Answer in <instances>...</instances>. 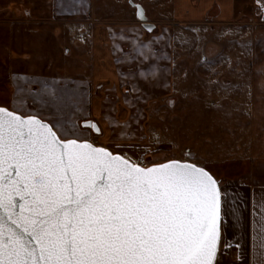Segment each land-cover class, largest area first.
Masks as SVG:
<instances>
[{"label":"rangeland","instance_id":"obj_1","mask_svg":"<svg viewBox=\"0 0 264 264\" xmlns=\"http://www.w3.org/2000/svg\"><path fill=\"white\" fill-rule=\"evenodd\" d=\"M67 1L58 0L57 6L62 2L60 12L76 14L81 11L79 3L92 4L95 19L101 20L95 34L90 23L52 19L51 3L53 6L56 0H0V77L4 78L0 83V103L10 106L11 79L16 72L27 71L26 76L31 79L36 76L46 81L47 90L33 93L35 106L26 107L36 115L48 113L57 118L48 121L61 138L88 137L93 143L145 166L169 159L190 161L205 167L215 177L217 174L220 191L226 174L231 179L249 172V160L264 150V22L171 24V20L183 18L174 11L178 6L180 13V1L133 0L143 4L151 20H159L158 27L150 32L149 42L145 38L140 40L141 45L149 43L150 63L163 68L162 64H171L163 60L164 56L175 54L172 67H168L170 71L167 69L162 78L163 87L171 85L174 91L169 100L168 90L163 89L167 92L163 99L148 101L147 120L139 126L146 135L144 140L119 143L107 139V133L97 136L84 129L81 121L75 127L72 120L97 103L86 100L85 94L86 83H94L95 52L97 62L102 59L106 71L102 75L95 72L97 95L106 94V88L111 85L114 89L116 84L122 97L130 93L126 80L135 71L129 69L127 59L116 61L115 66L111 59L116 60L113 50L129 41L132 27L121 21L135 16L131 0H71L70 4ZM28 7L37 16L34 22L26 20L25 16L31 14L24 11ZM21 17L24 18L19 22ZM170 35L172 44H168ZM123 51L122 47L117 58H121ZM81 84L84 86L80 87ZM72 87L84 94L78 101L66 96L73 92ZM137 96L131 95L133 104ZM135 108L129 116L132 119L138 107ZM23 111L27 112L24 108L18 112ZM222 243L220 234L217 255Z\"/></svg>","mask_w":264,"mask_h":264},{"label":"snow or ice","instance_id":"obj_2","mask_svg":"<svg viewBox=\"0 0 264 264\" xmlns=\"http://www.w3.org/2000/svg\"><path fill=\"white\" fill-rule=\"evenodd\" d=\"M220 220L204 168H144L0 108V264H215Z\"/></svg>","mask_w":264,"mask_h":264},{"label":"crops","instance_id":"obj_3","mask_svg":"<svg viewBox=\"0 0 264 264\" xmlns=\"http://www.w3.org/2000/svg\"><path fill=\"white\" fill-rule=\"evenodd\" d=\"M179 1L181 2L180 13H178V6L174 11L176 15L183 16V18L181 20H171V24L181 22L189 24L199 23L202 25L212 23L214 25L225 23L253 25L254 23L264 22V0H176L177 3ZM57 2L58 0L53 4L54 8L51 3L52 19H76L78 23H90L94 34L96 33L99 27L97 22L101 20L95 19L94 15L96 13L93 11L92 4L89 1L81 2V5L79 3L78 6H81V11L76 14L60 12L62 2L60 6H57ZM187 2L190 3L189 6H186ZM70 3L72 1L68 0L67 4ZM24 11L31 13L30 15L26 14V20L29 22L37 20L36 14L32 13V7L24 8ZM22 18L24 17H21L19 22ZM152 20L157 24L159 22L158 19L152 18ZM121 22L129 24L132 27V32L128 35L129 41L121 43L124 48L121 58H117V56L121 52L122 47L119 45L117 50H113L112 55L116 60L111 59V63L115 66L117 65L116 61L121 62L127 59L129 69L135 71L134 73L130 72L129 79L127 78L126 80L129 83L128 90L130 93L122 97L117 90L118 84H116L114 89H111V85H109L106 88V94L97 95V92H95V80L97 79L95 72L98 71L102 75L106 71L101 64L102 59L97 62L95 52L93 56L94 83H86L85 94L86 100L91 99L97 103L93 105V108L90 107L87 111H81L80 116L74 117L72 122L77 127L78 121H83L86 118L92 119L100 127V134H96L97 136L107 133V139L119 143H130L138 140L142 141L146 138V135L142 133L143 129H140L139 126L143 121L147 120L145 116L148 115V101L153 102L156 98L163 99L165 93H167L163 92V89L168 90L169 95L173 94L171 93L174 91L173 86L163 87L162 78L165 72H168V67H172L171 64H173L175 54L170 53L168 57L164 56L165 59L163 60L169 61L171 64H162L163 68H160L159 65H152L149 58V43L141 45L140 42L144 38L146 42H149L150 33L143 27L142 23L137 21L135 16H129ZM93 36L95 37L96 35ZM172 39L173 36L170 35V43L168 44L173 43ZM100 47L102 48V46ZM108 56V53H106V59ZM26 73L28 72L22 71L14 74L15 76L11 79L13 97L9 101L10 106L5 103H0V105L10 107L16 111L24 108L27 111H23L24 114H35L32 109L26 107L28 106L27 103L31 101L34 104L33 98H31L32 94L46 92L47 84L42 78L35 76L31 79V77L26 76ZM170 73L172 74V70ZM138 74L140 77L137 76ZM133 79H138V81H131ZM1 80H4V78L0 77V83ZM83 86V84L80 85V87ZM72 91V93L66 95L72 100L78 101L84 95H80L81 91L79 89L76 91L75 87H72ZM112 91L115 93H112ZM135 94L138 96L135 99L136 104H133L131 95L135 96ZM110 97L113 98L112 101H110ZM120 98H123V100ZM117 103L121 104L120 107L117 106ZM135 107H138V109L132 119L129 116L135 111ZM29 110H32V112H28ZM62 112V116H64L65 109H62ZM55 116L58 117V115ZM42 118L57 120V118L48 113L44 114ZM57 124L59 127L62 125L59 122ZM125 130H128L127 133ZM123 131H125L126 136ZM84 139H88V137ZM258 154L260 155L253 156L252 160H249L248 173L232 176L231 179L226 174L227 179L223 188H221L220 234L223 246L217 255L216 264H264V150ZM216 177H218L217 174Z\"/></svg>","mask_w":264,"mask_h":264},{"label":"water","instance_id":"obj_4","mask_svg":"<svg viewBox=\"0 0 264 264\" xmlns=\"http://www.w3.org/2000/svg\"><path fill=\"white\" fill-rule=\"evenodd\" d=\"M130 3H131V5H133V3H134V4H137V5H139V6L143 9V11H144V15H145V19H144V20H140V19L138 18V16H137V9H136V16H137V19L140 20V21L142 22L143 26H144L148 31H149V29H151L150 31H152L153 28L155 27V23L152 22V21H150V20L148 19V16H147L146 13H145V9H144L143 5H142L141 3H139V2H135V1H133V0H131ZM0 108L8 109L9 111H12V112L16 113L17 115H20V116L25 117V118H27L28 116H35L37 119H40V120L43 121L44 123H46V124H48L49 126H51V127L53 128V130L56 131L57 135L60 137V135L58 134L57 130L53 127V125H52L48 120L43 119V118L40 117L39 115H36V114H22V113H20V112L14 110V109H11V108H9V107H7V106H4V105H0ZM90 124H95V125L100 129L99 124H98L96 121H93V120H83V121H81V125L84 126V127H89L88 125H90ZM92 129H93V128H92ZM93 131L96 132L94 129H93ZM99 132H100V131H99ZM99 132H96V133H99ZM60 139H62V140H66V139L61 138V137H60ZM67 139H77V138H67ZM77 140H78V142H82V143H84V142H86V143H90V144H92V145L95 146V147H98V148H104V149H106V150L112 152L109 148H107V147H105V146H102V145H97V144L93 143L92 141H90V140H88V139H77ZM112 153H113L114 155H120V156H122V157L128 159L131 163L137 164V165H139V166H141V167H144V168L153 167V166H156V165H159V164H163V163H167V162H169V161H173V160L195 164V163L190 162V161H183V160H178V159H169V160H166V161H163V162L153 163V164H150V165H146V166H145V165H142V164H139V163L134 162V161L131 160L129 157H127L125 154H122V153H114V152H112ZM195 165H197V164H195ZM197 166H198V167H202V168H204L205 170H207V171H208V172H209V173H210V174H211V175L217 180V178H216V177H215V176H214V175H213L208 169H206L205 167L200 166V165H197ZM217 182H218V180H217ZM218 186H219V182H218ZM220 228H221V220H220Z\"/></svg>","mask_w":264,"mask_h":264},{"label":"flooded vegetation","instance_id":"obj_5","mask_svg":"<svg viewBox=\"0 0 264 264\" xmlns=\"http://www.w3.org/2000/svg\"><path fill=\"white\" fill-rule=\"evenodd\" d=\"M135 2H136V1H135ZM142 5H143V4H142ZM143 7H144V6H143ZM132 8H133V11H134V14H135V18L137 19V16H136V8L133 7V6H132ZM144 9H145V8H144ZM145 13H146V11H145ZM146 15H147V14H146ZM147 16H148V15H147ZM148 19H149L150 21H152V22L155 23V27H154L153 30H152V31H154V30L158 27V24H157L155 21L151 20L149 17H148ZM137 21H139L140 23H142V22H141L140 20H138V19H137ZM142 25H143V24H142ZM143 27H144V26H143ZM144 28H145V27H144ZM145 29H146V28H145ZM146 30H147V29H146ZM147 31H148V30H147ZM152 31H148V32L150 33V32H152ZM170 98H171V95L168 96L167 100H169ZM27 104H28V106L31 107V108H32L33 106H35L34 104H32L31 101H28ZM84 120H92V119L86 118V119H84ZM83 127H84V126H83ZM84 128H88V129H90V130H91L93 133H95V134H99V133H100V132H99V133L94 132L93 129H92L91 127H84Z\"/></svg>","mask_w":264,"mask_h":264},{"label":"trees","instance_id":"obj_6","mask_svg":"<svg viewBox=\"0 0 264 264\" xmlns=\"http://www.w3.org/2000/svg\"><path fill=\"white\" fill-rule=\"evenodd\" d=\"M24 114V113H23ZM40 117H44V116H41V115H39ZM45 119V118H44ZM218 179V178H217Z\"/></svg>","mask_w":264,"mask_h":264}]
</instances>
